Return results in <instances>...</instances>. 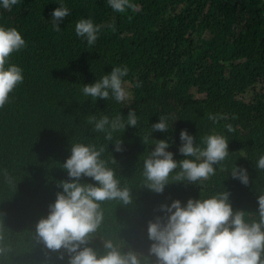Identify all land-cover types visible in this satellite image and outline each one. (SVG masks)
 I'll use <instances>...</instances> for the list:
<instances>
[{
  "label": "trees",
  "instance_id": "trees-1",
  "mask_svg": "<svg viewBox=\"0 0 264 264\" xmlns=\"http://www.w3.org/2000/svg\"><path fill=\"white\" fill-rule=\"evenodd\" d=\"M131 2L136 9L125 13L113 11L108 0H20L11 10L0 5V26L15 27L27 43L10 58L23 69L24 81L0 108V248L7 249L0 264H68L67 254L60 260V252L39 241L35 226L63 191L59 182L69 180L62 165L76 142L105 146L102 158L121 186L132 189V204L101 203L103 218L89 243L100 254L111 241L123 251L148 255L149 221L164 215L160 205L177 199L186 204L227 191L234 210L258 218V196L264 194V170L255 166L264 155V0ZM61 4L71 14L59 22L58 32L52 13ZM81 18L102 25L92 47L75 33ZM118 66L129 69L123 79L130 100L93 104L83 96V85ZM133 109L137 127L114 133V140L123 141L120 152L86 122L90 114L122 113L126 120ZM210 114L221 118L211 120ZM160 116L169 118V132L155 131L151 138L167 139L177 161L187 158L179 152L182 130L197 145L213 133L228 139L229 157L215 175L198 183H170L162 194L142 187L144 160L155 150L142 136ZM235 166L247 169L248 185L231 176ZM4 170L13 183L6 182ZM81 182L96 183L87 177Z\"/></svg>",
  "mask_w": 264,
  "mask_h": 264
},
{
  "label": "clouds",
  "instance_id": "clouds-1",
  "mask_svg": "<svg viewBox=\"0 0 264 264\" xmlns=\"http://www.w3.org/2000/svg\"><path fill=\"white\" fill-rule=\"evenodd\" d=\"M19 2L0 0V5L11 10ZM108 5L118 13L137 7L131 0H108ZM70 14L63 4L56 8L52 13L53 29L59 32V22ZM108 27L115 31L114 25ZM101 30L102 25L95 24L91 18H81L75 24L76 35L85 38L89 47L95 45ZM26 47V40L15 27L0 26V108L9 103L10 94L24 81L23 69L11 64L10 58ZM128 72L126 66L114 67L95 83L83 85L81 92L93 104L98 99L124 103L131 99L123 79ZM220 118L209 115L214 121ZM138 120L134 109L126 120L122 113L112 118L108 115L98 118L96 114L86 117V122L93 125V132L103 133L107 141H114L117 152L123 151V141L114 140V133L126 131L128 126L137 127ZM226 127L229 132L235 131L230 124ZM155 131L169 132L167 116H160L159 122L151 125V131L142 136L145 145H155L143 163L142 187L157 194H162L170 183L207 180L230 154L229 141L224 135H206L201 138V146L187 130H182L179 152L187 158L177 161L174 153L168 151L171 145L167 139L151 138ZM105 150L103 145L72 143L71 155L62 165L69 180L59 182L63 191L57 193L55 202L49 205L48 215L35 226L39 241L51 252H60V260L67 254L68 264H264V194L258 196V218L253 220L250 212L233 209L227 191L207 199H189L186 204L177 199L170 205H160L164 215L148 223V238L152 241L148 255L131 248L123 251L111 241L105 243L104 254L98 253L89 243L103 218L101 203L108 200L124 205L133 203L132 189L121 186L116 170L102 158ZM111 164H117L113 157ZM255 166L264 170V155ZM231 176L244 185L249 184L247 169L235 166ZM4 177L8 183L14 182L7 170ZM84 177L96 183H82ZM6 251L0 248V255Z\"/></svg>",
  "mask_w": 264,
  "mask_h": 264
},
{
  "label": "rangeland",
  "instance_id": "rangeland-1",
  "mask_svg": "<svg viewBox=\"0 0 264 264\" xmlns=\"http://www.w3.org/2000/svg\"><path fill=\"white\" fill-rule=\"evenodd\" d=\"M243 40H244V38L241 36L240 38H239V42L240 43H243ZM126 88H127V90H128V88H130V86H126ZM234 103H237V101L235 100V99H231ZM229 150H231V148L229 147Z\"/></svg>",
  "mask_w": 264,
  "mask_h": 264
}]
</instances>
